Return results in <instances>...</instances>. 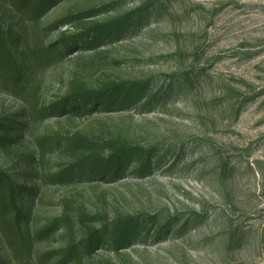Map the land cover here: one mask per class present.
<instances>
[{"label":"rangeland","instance_id":"374dc122","mask_svg":"<svg viewBox=\"0 0 264 264\" xmlns=\"http://www.w3.org/2000/svg\"><path fill=\"white\" fill-rule=\"evenodd\" d=\"M27 3L0 0L21 79L0 75V174L23 234L14 252L0 231V264H264V0H53L36 20ZM82 31L36 66L35 46ZM121 83L143 92L41 116ZM118 146L137 154L113 178L74 167Z\"/></svg>","mask_w":264,"mask_h":264},{"label":"trees","instance_id":"16d2710c","mask_svg":"<svg viewBox=\"0 0 264 264\" xmlns=\"http://www.w3.org/2000/svg\"><path fill=\"white\" fill-rule=\"evenodd\" d=\"M53 0H39L38 4L31 6V1L28 0V8L26 9V15L34 16L33 19L36 20L41 15L42 11H39L40 8L45 9L48 5L51 4ZM17 4L21 7H25L26 0H16ZM82 14H77L73 17L80 18ZM69 18H64L56 22L53 27L58 25L65 24L68 22ZM98 31H82L77 34H63L59 39L58 43L55 45H39L35 46V50L32 53L35 60L36 66H42L53 62V59L60 58L61 55L68 54L71 49H75L78 46L85 45L89 42H93L95 35ZM60 48V49H57ZM62 50V51H61ZM16 63L12 55L9 53V50L0 36V75H6L11 86H18L21 83V79H18L17 76H11V73L15 71ZM8 84V86H10ZM130 88H138L137 95L143 92V89L137 87H128L125 84H117L112 87L105 89H100L97 91L83 90L77 93L69 94L63 99L59 100L58 103L52 105L49 109L41 111V116L45 117L46 114L51 115H62L71 110H77L79 115H84L102 108V106H109L117 104V101H113L115 96H118L121 93L126 92V95L129 94ZM49 112V113H48ZM86 140L76 137L72 142L71 146L77 147L84 145ZM137 152H134L133 148H128L124 146H118L113 149V151L105 158H83L78 160L74 165L75 168H82L88 176H98V177H115L117 172L121 167V164L130 160L129 158L135 156ZM11 214V218L6 222L5 212ZM20 215V209L15 203L13 186L7 177L0 174V231L3 235L8 247L16 252L19 250L23 234L19 228L18 217ZM126 223H131V220L128 219ZM97 232L92 231L85 242H83L82 248L87 253L91 252L97 243ZM72 252H78L75 246H71L67 250V254Z\"/></svg>","mask_w":264,"mask_h":264}]
</instances>
